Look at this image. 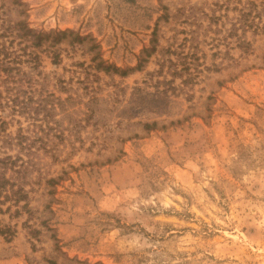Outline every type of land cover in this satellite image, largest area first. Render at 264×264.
Returning a JSON list of instances; mask_svg holds the SVG:
<instances>
[{
  "label": "rangeland",
  "instance_id": "374dc122",
  "mask_svg": "<svg viewBox=\"0 0 264 264\" xmlns=\"http://www.w3.org/2000/svg\"><path fill=\"white\" fill-rule=\"evenodd\" d=\"M0 60V264H264V0H0Z\"/></svg>",
  "mask_w": 264,
  "mask_h": 264
},
{
  "label": "trees",
  "instance_id": "16d2710c",
  "mask_svg": "<svg viewBox=\"0 0 264 264\" xmlns=\"http://www.w3.org/2000/svg\"><path fill=\"white\" fill-rule=\"evenodd\" d=\"M26 31L29 32L30 30L26 29ZM4 65L5 62L0 60V73H4L2 70ZM0 79L2 80L0 83L7 81L6 78H1V76ZM7 102L12 104L13 109L14 106H17L14 104L18 103L17 100L10 97L7 98ZM0 107H2L1 104ZM3 123V121H0L1 126ZM29 163L20 157H12L6 154L3 157L0 156V213L3 212V206H6L4 212H9L11 208H14L13 215L15 216L27 210L28 191L25 190V186L27 185L26 179L29 167L31 168L33 165ZM48 182L54 184L52 180ZM0 233L4 232L1 231Z\"/></svg>",
  "mask_w": 264,
  "mask_h": 264
}]
</instances>
